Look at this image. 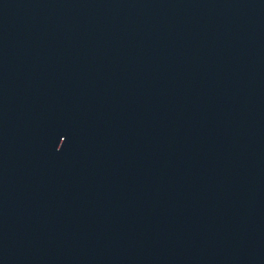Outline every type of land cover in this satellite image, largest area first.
Masks as SVG:
<instances>
[{
	"label": "water",
	"instance_id": "water-1",
	"mask_svg": "<svg viewBox=\"0 0 264 264\" xmlns=\"http://www.w3.org/2000/svg\"><path fill=\"white\" fill-rule=\"evenodd\" d=\"M0 264H264V0H0Z\"/></svg>",
	"mask_w": 264,
	"mask_h": 264
}]
</instances>
